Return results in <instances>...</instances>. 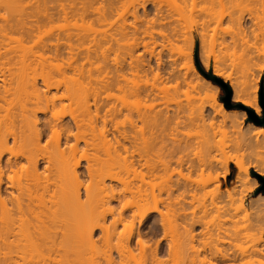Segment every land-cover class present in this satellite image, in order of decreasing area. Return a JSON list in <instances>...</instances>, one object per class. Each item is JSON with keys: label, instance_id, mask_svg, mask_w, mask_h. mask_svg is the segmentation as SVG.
<instances>
[{"label": "bare ground", "instance_id": "bare-ground-1", "mask_svg": "<svg viewBox=\"0 0 264 264\" xmlns=\"http://www.w3.org/2000/svg\"><path fill=\"white\" fill-rule=\"evenodd\" d=\"M257 3L259 7L264 8V0H259ZM61 4L58 6L62 10L57 9V12H63L62 15L68 16L72 9L69 12L70 6L67 7L68 4L66 5V3ZM48 7L50 6H47V11ZM85 11L82 10L84 13ZM50 12L48 11V13ZM60 12L59 15H61ZM51 14L49 17H51ZM38 16L40 15L38 14ZM231 18L232 23L238 26L237 33L242 34L244 29L241 24V17L233 18L230 16ZM35 19L37 18L35 17ZM32 22L28 24L31 26ZM18 23H20V19ZM21 23L17 25L18 28L24 24ZM28 24L21 27H23L26 37H31L32 32L33 35L35 33L34 29H39L40 26H37L36 23L37 27L34 25L33 29L32 26L35 23L31 27H28ZM12 27L17 28L14 25ZM18 28L19 32L20 28ZM24 31L22 30L23 33H21L24 34ZM64 43H53L51 44L52 47L48 46L47 43L45 51L48 48L50 51H54V58L57 59L63 57L62 54L66 48L68 50L65 53H70L68 56L72 59L73 45L71 46L66 42V46L69 45L65 47L63 46ZM253 53L246 50L247 59L245 60L247 63L244 61L246 64H241L242 67L245 66L243 68L247 69L244 72L246 75L243 81L239 80L237 92L247 93L252 87L248 75V64L255 58ZM48 61L53 62V60ZM47 64L46 60V64L43 65L47 66ZM67 64L66 70L58 71L61 78H58L60 77L58 75L56 77L57 81L53 80L54 82H52L53 77L50 79L49 76L47 78L44 74L45 78L41 80L43 85L38 82L36 77L31 78L32 76H26L25 73H22L23 75L18 74L20 77L13 75L12 68L11 71L7 70L9 67L0 69V82L6 86L10 82L9 88L5 86L4 89L7 92L11 91L13 97L15 96L24 101L20 102L23 106L21 105L19 118L16 117V123H13L14 129L7 136L2 134L4 138L0 140V264H178L183 259H186L185 262L189 261L190 264H197L199 261L208 262L209 264H221L239 257H245L246 252L243 249L233 248L234 234L230 233L227 228L196 231L195 226L201 222V218L197 216L196 210H191L190 207L194 200L202 196L199 190L202 191L201 189L205 188L210 181V177L207 178L206 176L207 179L201 184L200 177L199 182H195L191 176V178L189 177L190 174L186 176L185 173H182L184 170L182 172L179 170V175L177 174L179 177L175 176L176 179H174L172 177L173 170L169 169H171L170 166L173 162L178 166L185 164L189 172L200 166L207 169L211 163L209 160L198 162L200 160L196 161V158L193 159L189 157L190 155L187 156L188 153L185 157L184 151L193 143L188 137L172 136L173 138H171L167 136L169 134L166 133L165 135L166 131L164 132V130L168 129L169 124L176 122V125L181 120H179V114L175 113L173 116V113L170 115L161 109L146 110V112L144 109H148V106V108L142 110V114L138 116L142 112L140 110L141 112L138 111L137 116L136 113L135 116L146 124L148 122L152 125V129L155 131L151 129L150 137H145L143 134H141L143 136H140L139 133L137 134L129 128L124 130L123 127L124 129L121 130L118 127L120 124L117 122V116L122 112V109L120 108V110L109 96L102 98V91L121 85L118 76L122 75L123 67L115 68L113 78L105 80L101 72L103 70H97L101 73L95 71L94 68L85 71L86 68L84 69L83 65L78 67L71 61ZM59 65L61 66L60 63H58ZM189 67L187 69L191 70ZM131 68L136 73L139 70L142 72L144 70L139 68V65H132ZM217 70L218 68L215 69V71ZM52 71L55 72L54 69ZM93 72L98 74L95 75ZM215 74L217 75V73ZM98 75L103 77L99 78ZM12 76L17 77L15 83L17 85L15 86H11L13 84L11 81L15 78ZM75 76H78L79 80H82V78L88 79L87 82H90L91 86L95 80L97 83L93 84L92 88H88L90 87L88 84H86L88 87L83 86L87 82L82 84L85 79L80 83L78 78H74ZM105 77L108 78V76ZM72 78L75 80H72ZM93 78L94 81L92 82ZM209 84L205 87L202 85L201 88L203 87L205 90L207 87L208 90V87L211 86ZM53 89H56L57 92L52 93ZM128 90L129 93L131 91L134 95L143 94L148 97L152 93V87L149 90L148 87L140 85H131ZM86 94L93 96V100L90 101L91 97ZM252 105L253 102L246 103V106ZM254 105L256 111L259 112L258 104L254 103ZM213 107L217 108L214 104ZM126 113L128 115L126 116L127 119L129 117L128 122L129 120L132 124L134 121L136 122L132 118L135 116L131 117L134 113H130V109L129 113L131 115L128 112ZM40 114L44 117L40 118ZM0 132L2 131L0 130ZM167 132L169 133V131ZM176 133L173 135H176ZM166 139H171L169 141L171 143L169 144ZM242 139L247 143H252V140L245 134H242ZM10 141L13 144L12 148L8 146L11 143ZM42 141H44V144H42ZM257 144H259V141H257ZM198 146L200 147V145ZM14 148H18V150L12 151L11 149ZM7 152L10 155H6ZM155 152L158 157L153 155ZM196 154L193 155L196 156ZM221 163L223 162L221 161ZM224 163L226 164V162ZM82 165L84 170L80 169ZM6 170H12L17 174L13 177L15 180L11 177H7L8 180H6ZM143 170H146L144 173L146 172L147 176L162 178L160 181L164 184L158 186L163 188L162 192L164 196L166 194V197L159 196L161 192L159 187L157 189L159 190L157 191L159 197L155 193L154 195L150 193L153 189L149 190V194L146 193V191L148 192V186L146 189L144 185L142 187L141 180L145 176L142 173ZM227 171L225 170V172ZM256 172L264 175V166H257ZM139 174L142 176L139 177ZM137 178L141 180L139 182L142 183L141 185H138ZM156 180L158 181V179ZM242 184V186L233 184L230 188L226 187L225 192L222 191L224 192L222 195L219 193L218 196H215L216 193H214L215 197H213L209 206H204L203 213L207 214L209 211L228 213L229 203L240 200L246 209L252 208L257 211L258 221H260L264 216V195L251 198L248 203L245 201L246 194L258 185V180L255 179L253 186L249 189L244 187V183ZM150 194L153 197L148 196ZM188 197H191V199ZM155 214L161 217L171 215L173 220L178 221L180 226L178 225L179 230H175V234L168 235L165 233L156 241L150 243L147 235L141 232L139 228L150 221ZM153 226L157 232H160L161 228L158 225L154 224ZM1 249H7V251L3 252ZM201 252L205 254L198 258L197 255ZM171 260L172 263H170Z\"/></svg>", "mask_w": 264, "mask_h": 264}, {"label": "rangeland", "instance_id": "rangeland-1", "mask_svg": "<svg viewBox=\"0 0 264 264\" xmlns=\"http://www.w3.org/2000/svg\"><path fill=\"white\" fill-rule=\"evenodd\" d=\"M257 1L259 0H0V42L2 41L1 43L3 44L0 43V69L9 67L7 70L11 71L12 68V71H14L13 75L20 77L18 74L25 73L26 76H32L31 78L36 77L38 82L43 85L41 80L45 77L48 78V76L50 79L53 77L52 82L57 81L58 71L66 70L67 68L65 69V67L68 66L67 63L69 61L78 67L83 65L82 67L87 69L85 71L92 70V68L95 71L103 70L101 72L105 80L113 78L115 68L123 67L124 72L122 71V75L118 76L119 84L121 85L103 90V95L101 92L102 98L109 96L117 104L118 108L122 109H120L122 112L117 116V122L120 124L118 125L119 129L122 130L124 127L125 129H123L126 130L129 128L132 131L134 130L133 132L139 133L140 136L150 137L151 132L155 130L152 129V125L148 124V122L146 124L140 118H136L138 111H142L149 106L148 109L144 110L161 109L170 115L173 113V116L175 113L179 114V120H181L175 125L176 122L174 123L172 119L173 123L169 124L170 126L167 127L168 129L166 128L167 130H164V132L166 131L165 135L167 133L169 134L167 136L171 138L174 136H179V138L188 137L193 143L184 151L185 157L190 155V158H196V161L200 160L198 162L209 160L211 163L207 169L200 166L189 172L185 164V166H178L173 162L172 167L170 166L171 169H169L173 170V178L177 176L179 170L181 172L184 170L182 172L183 174L185 173L184 175L190 174L189 177L191 176L195 182H199L201 179V184L210 177V181L205 188L203 187L202 191L199 190L202 196L194 200L190 207L191 210L195 209L197 216L201 218V222L195 226L196 231L227 228L230 233L234 234L233 248L243 249L246 255L243 258L239 257L221 264H264V216L258 221L257 211L252 208L246 209L240 200L229 203L228 213L216 211H209L207 214L203 213L204 206H209L213 197L218 196L219 193L221 195L222 193L224 194L226 187L230 188L233 184L242 186V183H244L246 189L252 187L253 181L258 179L251 171L256 172L257 166H264V125L257 124L248 118V110L250 109L254 110L257 115H262V108L259 103L261 84L264 91V8L259 7ZM61 3L68 4L67 7L70 6L68 11L72 9V12L69 11L70 14L68 16L62 15L63 12H60L62 9L60 10L58 5ZM47 6H50L48 11H51V17H49L50 13L47 11ZM57 9L60 11L57 12ZM80 9L87 11L84 13ZM53 12L55 13L53 14ZM59 12L61 15H59ZM230 16L233 18L241 17L242 28L244 29L242 34L237 33L238 26L232 23ZM257 16L259 17L257 18ZM18 18L20 23H24L21 26H26L33 21L31 23V26L35 23L32 26L33 29L36 23L40 27L39 29H34V35L32 32L31 37H26L23 27H19V32L17 30V25L20 24L18 23ZM33 18L34 20H32ZM8 23L10 24L9 26ZM11 24L17 28L12 27ZM22 30L24 34H22ZM25 38L27 39L25 40ZM56 42H65L63 45L65 47H68L69 44L73 45V60L68 56L70 53H65L68 50L66 48L62 54L64 58L59 56L61 59L54 58V51H50L49 48L46 50L47 52L45 51L47 43L48 46H51L53 43L57 44ZM66 42L69 43L67 46ZM60 46L62 45L60 44ZM246 50L254 52L255 58L248 64V75L252 87L247 93H243L237 91L238 82L243 81L246 75L244 72L247 69L241 65H244L245 62L247 63L245 60L247 59ZM49 51L53 53H51V56ZM38 60L40 61L38 62ZM42 60L45 61L43 62ZM46 60L48 64L52 63L50 64L51 66L48 64L47 66L43 65L46 64ZM48 60H53V62ZM58 63L61 64V66L59 65L60 67ZM132 65H139V68L144 69L143 72L139 70L136 73L131 68ZM49 66L50 68H48ZM188 67L191 70H188ZM216 68H218L217 71H215ZM53 69L55 72L52 71ZM104 70L110 71L109 73L111 74L109 75ZM47 73L52 74L48 75ZM195 73L198 74V77ZM205 73H210L229 85L231 88L230 105H225L224 87L213 78L206 76ZM93 74L96 75L98 73L93 72ZM105 76H108V78ZM17 77H15L16 79L13 78L12 81L9 80L13 83L11 86L17 85L15 84ZM58 78H61V76ZM74 78L77 79L78 76ZM94 78L91 80L92 82ZM84 79L79 80L78 78L79 82ZM87 80L85 79L82 84L87 82ZM201 81L203 84H201ZM73 82L75 83V81ZM205 82L210 83L209 86L211 85L208 90L207 87L205 90L203 89L207 84ZM9 83L6 86L0 82V130L3 132H0V140L4 138L2 134L7 136L14 129L13 123H16V117L19 118L18 115H20V110L23 106L20 102H24L20 98L13 97L11 91L7 92L4 89L6 87L9 88ZM96 83L95 80L93 84ZM86 84L90 87L86 86ZM131 85L148 87L149 90L152 87L151 97L143 94L134 95L131 91L129 93L128 88ZM202 85L203 87L201 88ZM83 86L92 88L90 82L85 83ZM41 87L44 88V86ZM92 91L90 92L92 93ZM56 92V89L52 90V93ZM89 94L86 95L88 96ZM93 96H90V101L93 100ZM249 102H253V105L246 106V103ZM237 103H240L241 106H237ZM254 103L258 104L259 112L256 111ZM213 104L217 108L213 107ZM19 105L22 106L20 107ZM129 109L130 113L134 114L131 115ZM126 112L131 117L135 116L136 113V116L132 117L133 121L136 120V122L134 121L135 125L130 120L128 122L129 117L127 119L126 116L128 115ZM142 113L143 111L138 116ZM39 117L43 118L44 115L40 114ZM175 117L174 119L177 121L178 118L176 117V120ZM130 123L132 126H130ZM174 133L176 135H173ZM148 134L149 136H147ZM242 134L249 137L252 143L245 142L242 139ZM166 140L169 142L171 139ZM44 141H42V144H44ZM257 141H259V144L256 145ZM10 142L8 146L12 148V141ZM11 150L15 152L18 148ZM156 152L159 153L158 150ZM156 152L153 155L157 156ZM186 153H188L187 156ZM7 154L10 155L9 152ZM193 154H196V156ZM221 161L223 163L226 162V164L221 163ZM80 169L84 170L83 165ZM144 171L146 170H143L142 173ZM145 173L144 178H141L142 187L144 185L146 189L147 186H151L150 188L147 187L148 192L146 191V193L149 194V190L153 189L154 192L150 193L157 195V191H159L157 189L160 188L161 192L158 195L164 196L163 188L159 187L164 184V182L160 181L162 178L147 176ZM207 173L208 175H206ZM5 174L9 175H5L6 180L17 175L12 170H6ZM141 174H139V177L143 175ZM138 178L137 182L139 183L141 180ZM13 180L15 179L13 178ZM141 184L139 183L138 185ZM260 185L261 183L258 180V185L251 190L252 192L248 191L245 199L247 203L251 201V198H258L260 195H264V189H259ZM218 190L220 191L218 192ZM153 195L150 194L148 196L153 197ZM164 197H166V194ZM188 198L191 199V197ZM154 224L161 228L160 232L155 230ZM178 225V221H174L171 215L161 217L155 214L150 221L141 225L139 230L147 235L150 243H153L165 233L168 235L175 234V230H179L180 225ZM1 251L4 252L7 249H1ZM201 253L197 255L198 258L205 254L204 252ZM185 260H181V263L179 261L178 264H190L189 261L185 262ZM170 263H172V260ZM197 264L209 263L199 261Z\"/></svg>", "mask_w": 264, "mask_h": 264}, {"label": "water", "instance_id": "water-1", "mask_svg": "<svg viewBox=\"0 0 264 264\" xmlns=\"http://www.w3.org/2000/svg\"><path fill=\"white\" fill-rule=\"evenodd\" d=\"M206 76L213 78L214 80H216L217 82H219L225 89V97H224V101H225V105H230L229 100H230V96H231V88L229 87V85L227 83H225V81L220 80L219 78L215 77L214 75H211L210 73H205ZM259 103L261 105L262 108V115H257L254 110L250 109L248 110V118L251 119L253 122L257 123V124H262L264 125V91H263V87L261 84L260 90H259ZM237 106H241L240 103L236 104ZM251 173L253 175H255L257 177V179L260 181L261 185L259 186V189L263 190L264 189V175H261L255 171H251Z\"/></svg>", "mask_w": 264, "mask_h": 264}]
</instances>
